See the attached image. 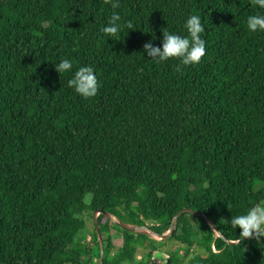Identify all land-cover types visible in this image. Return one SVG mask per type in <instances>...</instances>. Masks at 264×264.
I'll return each instance as SVG.
<instances>
[{
  "label": "trees",
  "instance_id": "trees-1",
  "mask_svg": "<svg viewBox=\"0 0 264 264\" xmlns=\"http://www.w3.org/2000/svg\"><path fill=\"white\" fill-rule=\"evenodd\" d=\"M114 11L115 38L101 31ZM261 11L252 0H0V264H100L99 210L104 264H147L156 250L169 264H264V236L230 224L264 205V32L247 27ZM191 15L205 28L200 63L149 59L143 45L187 36ZM61 59L71 73L56 71ZM81 66L95 70V97L68 86ZM185 208L218 231L189 212L164 240L116 222L166 234Z\"/></svg>",
  "mask_w": 264,
  "mask_h": 264
},
{
  "label": "clouds",
  "instance_id": "clouds-1",
  "mask_svg": "<svg viewBox=\"0 0 264 264\" xmlns=\"http://www.w3.org/2000/svg\"><path fill=\"white\" fill-rule=\"evenodd\" d=\"M106 3H111L113 9L119 7V0H106ZM252 3L262 11L247 17L248 30L264 32V0H252ZM120 20L121 16L114 11L108 25L104 26L101 31L115 38L121 27ZM126 26L132 29L131 23ZM185 27L188 32L187 36L163 31L162 46H155L152 41H149L143 45L144 53L156 63L165 62L171 58H178L184 66H194L200 63L206 52V42L201 37L205 31L201 18L197 15L189 16ZM55 69L60 74L71 73L73 63L69 59H61L59 63H55ZM68 86L80 96L92 98L97 95L100 83L93 67L81 66L68 80ZM230 224L233 228L242 230L240 235L243 238L264 236V205L253 206L245 214L232 216Z\"/></svg>",
  "mask_w": 264,
  "mask_h": 264
},
{
  "label": "water",
  "instance_id": "water-1",
  "mask_svg": "<svg viewBox=\"0 0 264 264\" xmlns=\"http://www.w3.org/2000/svg\"><path fill=\"white\" fill-rule=\"evenodd\" d=\"M194 213L195 215H197L198 217H201L205 220H207L211 225L212 227L218 231V228L217 226L211 221V219L206 216L205 214L201 213V212H197V211H193L192 209L190 208H185L183 209L182 211H180L176 217H175V226L172 228V230H170L168 233L166 234H157L155 233V231L150 228L149 226L147 225H144V226H138V225H134V224H130V223H125V222H121V221H118L116 220V222L118 223L119 226H121L123 229L127 230V231H131V232H135V233H146V234H150V235H155V236H159L161 237L162 240L164 239H168L170 238L171 236H173L176 232V229H177V223H178V220H179V217L184 214V213ZM103 213L102 210H99V211H96L94 213V224L96 226V229H97V232H98V235H99V240H100V244H101V261H100V264H104V257H105V249H104V242H103V239H102V233H101V229H100V226H99V220H98V217L99 215ZM107 217H109L110 219H115L110 213H105ZM244 239H247V238H244ZM239 242V241H238ZM231 244H235L237 242H230Z\"/></svg>",
  "mask_w": 264,
  "mask_h": 264
},
{
  "label": "built area",
  "instance_id": "built-area-1",
  "mask_svg": "<svg viewBox=\"0 0 264 264\" xmlns=\"http://www.w3.org/2000/svg\"><path fill=\"white\" fill-rule=\"evenodd\" d=\"M88 240L91 241V236H88ZM171 255L164 250L153 251V256L150 258L147 264H169ZM139 260L143 259V255L139 254ZM97 262V259L95 260Z\"/></svg>",
  "mask_w": 264,
  "mask_h": 264
},
{
  "label": "rangeland",
  "instance_id": "rangeland-1",
  "mask_svg": "<svg viewBox=\"0 0 264 264\" xmlns=\"http://www.w3.org/2000/svg\"><path fill=\"white\" fill-rule=\"evenodd\" d=\"M154 237L157 238V239L162 240L161 237H159V236H155V235H154ZM168 246L172 248V247H175L176 245H174V243L170 242V243L168 244Z\"/></svg>",
  "mask_w": 264,
  "mask_h": 264
}]
</instances>
